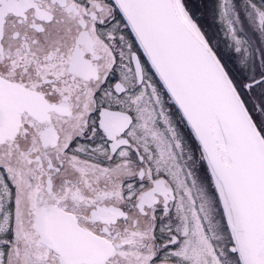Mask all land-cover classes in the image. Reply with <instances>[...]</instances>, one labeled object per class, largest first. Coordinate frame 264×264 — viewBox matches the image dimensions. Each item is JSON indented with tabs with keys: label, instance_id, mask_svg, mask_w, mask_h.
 Listing matches in <instances>:
<instances>
[{
	"label": "snow or ice",
	"instance_id": "obj_1",
	"mask_svg": "<svg viewBox=\"0 0 264 264\" xmlns=\"http://www.w3.org/2000/svg\"><path fill=\"white\" fill-rule=\"evenodd\" d=\"M0 264H264V0H0Z\"/></svg>",
	"mask_w": 264,
	"mask_h": 264
}]
</instances>
